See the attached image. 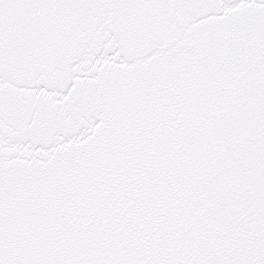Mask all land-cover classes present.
<instances>
[{
	"label": "snow or ice",
	"instance_id": "snow-or-ice-1",
	"mask_svg": "<svg viewBox=\"0 0 264 264\" xmlns=\"http://www.w3.org/2000/svg\"><path fill=\"white\" fill-rule=\"evenodd\" d=\"M0 264H264V0H0Z\"/></svg>",
	"mask_w": 264,
	"mask_h": 264
}]
</instances>
